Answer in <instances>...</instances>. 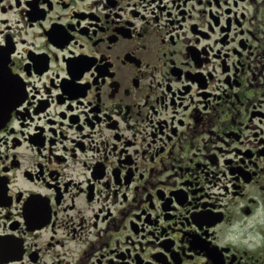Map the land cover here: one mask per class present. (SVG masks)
<instances>
[{"label":"flooded vegetation","instance_id":"af4514ba","mask_svg":"<svg viewBox=\"0 0 264 264\" xmlns=\"http://www.w3.org/2000/svg\"><path fill=\"white\" fill-rule=\"evenodd\" d=\"M4 111L0 264H264V0H0Z\"/></svg>","mask_w":264,"mask_h":264},{"label":"water","instance_id":"95a60500","mask_svg":"<svg viewBox=\"0 0 264 264\" xmlns=\"http://www.w3.org/2000/svg\"><path fill=\"white\" fill-rule=\"evenodd\" d=\"M4 78H5V77H4ZM22 95H23V94H21V93H20V95H19V100H20V101L22 100ZM6 114H7V112L4 111V115H3L2 119L0 118V126H1V125H4L5 122L8 120L7 117H6Z\"/></svg>","mask_w":264,"mask_h":264}]
</instances>
